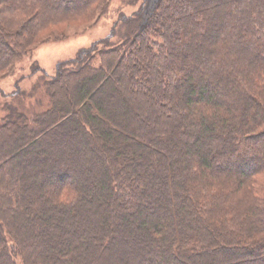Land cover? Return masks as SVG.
<instances>
[{
  "label": "trees",
  "instance_id": "1",
  "mask_svg": "<svg viewBox=\"0 0 264 264\" xmlns=\"http://www.w3.org/2000/svg\"><path fill=\"white\" fill-rule=\"evenodd\" d=\"M144 4L2 97L0 264H264V0ZM109 6L0 0V74Z\"/></svg>",
  "mask_w": 264,
  "mask_h": 264
},
{
  "label": "rangeland",
  "instance_id": "2",
  "mask_svg": "<svg viewBox=\"0 0 264 264\" xmlns=\"http://www.w3.org/2000/svg\"><path fill=\"white\" fill-rule=\"evenodd\" d=\"M126 1L110 0L108 13L94 25H69L56 28L54 33L61 37L59 40L50 39L39 44L29 57L24 58L19 63L14 74L8 77H2L0 74V104L4 101L2 97L12 92L17 82L18 87L24 91H28L36 83L40 72L31 75L33 63H36L49 76H53L58 62L73 59L79 50L89 48L93 43L107 37L120 15H130L144 3V8L149 9V6L151 7L156 2V0H143L138 1L134 7H129L126 6ZM38 94L42 101L40 103L44 105L43 91L38 92ZM32 102V100H28L26 106ZM1 118L2 114L0 113V121Z\"/></svg>",
  "mask_w": 264,
  "mask_h": 264
}]
</instances>
